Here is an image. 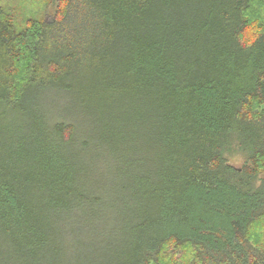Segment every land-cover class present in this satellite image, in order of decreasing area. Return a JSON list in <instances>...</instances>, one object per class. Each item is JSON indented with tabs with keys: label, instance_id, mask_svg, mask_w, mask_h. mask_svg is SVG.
Returning <instances> with one entry per match:
<instances>
[{
	"label": "trees",
	"instance_id": "obj_1",
	"mask_svg": "<svg viewBox=\"0 0 264 264\" xmlns=\"http://www.w3.org/2000/svg\"><path fill=\"white\" fill-rule=\"evenodd\" d=\"M0 264H264V0H0Z\"/></svg>",
	"mask_w": 264,
	"mask_h": 264
},
{
	"label": "rangeland",
	"instance_id": "obj_2",
	"mask_svg": "<svg viewBox=\"0 0 264 264\" xmlns=\"http://www.w3.org/2000/svg\"><path fill=\"white\" fill-rule=\"evenodd\" d=\"M229 161H230L231 165H233L235 167H239L243 163L244 159L240 156H235V157L231 158Z\"/></svg>",
	"mask_w": 264,
	"mask_h": 264
}]
</instances>
